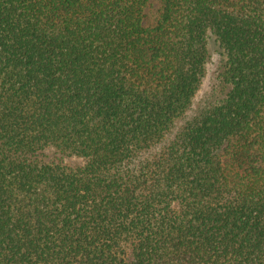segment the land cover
Wrapping results in <instances>:
<instances>
[{"label":"trees","instance_id":"obj_1","mask_svg":"<svg viewBox=\"0 0 264 264\" xmlns=\"http://www.w3.org/2000/svg\"><path fill=\"white\" fill-rule=\"evenodd\" d=\"M148 2L0 0V264H264V0Z\"/></svg>","mask_w":264,"mask_h":264},{"label":"rangeland","instance_id":"obj_2","mask_svg":"<svg viewBox=\"0 0 264 264\" xmlns=\"http://www.w3.org/2000/svg\"><path fill=\"white\" fill-rule=\"evenodd\" d=\"M160 8L159 0H149L144 10V24L149 25L154 22L157 13ZM218 61L217 45L213 38H208V64L207 73L203 79V84L198 92L197 98H199L204 92L210 89V86L215 80H213V71Z\"/></svg>","mask_w":264,"mask_h":264}]
</instances>
